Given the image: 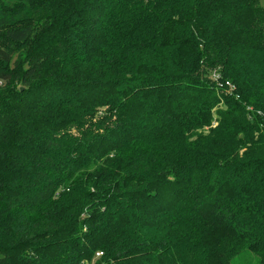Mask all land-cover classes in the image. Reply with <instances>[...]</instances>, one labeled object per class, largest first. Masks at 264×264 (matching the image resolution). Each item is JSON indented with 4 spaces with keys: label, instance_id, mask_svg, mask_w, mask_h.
<instances>
[{
    "label": "trees",
    "instance_id": "1",
    "mask_svg": "<svg viewBox=\"0 0 264 264\" xmlns=\"http://www.w3.org/2000/svg\"><path fill=\"white\" fill-rule=\"evenodd\" d=\"M264 264V0H0V264Z\"/></svg>",
    "mask_w": 264,
    "mask_h": 264
},
{
    "label": "rangeland",
    "instance_id": "2",
    "mask_svg": "<svg viewBox=\"0 0 264 264\" xmlns=\"http://www.w3.org/2000/svg\"><path fill=\"white\" fill-rule=\"evenodd\" d=\"M244 260H238L237 262H235L234 264H243Z\"/></svg>",
    "mask_w": 264,
    "mask_h": 264
}]
</instances>
